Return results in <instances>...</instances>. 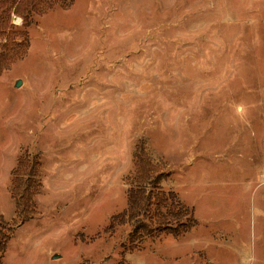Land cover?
Instances as JSON below:
<instances>
[{
  "label": "rangeland",
  "instance_id": "obj_1",
  "mask_svg": "<svg viewBox=\"0 0 264 264\" xmlns=\"http://www.w3.org/2000/svg\"><path fill=\"white\" fill-rule=\"evenodd\" d=\"M12 23L0 264H264V0H72ZM141 145L159 183L137 181Z\"/></svg>",
  "mask_w": 264,
  "mask_h": 264
},
{
  "label": "trees",
  "instance_id": "obj_2",
  "mask_svg": "<svg viewBox=\"0 0 264 264\" xmlns=\"http://www.w3.org/2000/svg\"><path fill=\"white\" fill-rule=\"evenodd\" d=\"M72 0H0V56L2 51L13 52L19 43L17 36L19 31L12 23V13L22 17V26L29 28L36 24V17L45 12L65 7ZM22 47V44H20ZM135 158L137 162V181L141 186L152 182L159 183L160 174H157V166L151 161L144 147L141 145L136 149ZM35 163L30 158L21 160V167L13 189L17 199V206L20 215L27 216L32 211L31 206L35 195L36 182L33 180ZM147 188H140L137 193L130 196V206L132 212L139 214L141 208L148 213L153 204L152 197L148 195ZM137 214V215H138ZM138 221V220H137ZM8 232L0 230V253L7 248L8 242L12 237L13 230L8 227Z\"/></svg>",
  "mask_w": 264,
  "mask_h": 264
},
{
  "label": "water",
  "instance_id": "obj_3",
  "mask_svg": "<svg viewBox=\"0 0 264 264\" xmlns=\"http://www.w3.org/2000/svg\"><path fill=\"white\" fill-rule=\"evenodd\" d=\"M18 83H20V82H18ZM18 83H17V84H18Z\"/></svg>",
  "mask_w": 264,
  "mask_h": 264
}]
</instances>
